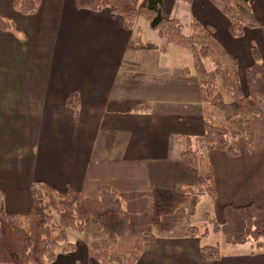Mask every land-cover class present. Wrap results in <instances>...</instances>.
<instances>
[{"label": "crops", "instance_id": "obj_1", "mask_svg": "<svg viewBox=\"0 0 264 264\" xmlns=\"http://www.w3.org/2000/svg\"><path fill=\"white\" fill-rule=\"evenodd\" d=\"M251 4L261 26L239 37L209 0H162V15L182 22L189 14L191 21L211 25L236 58L245 92L251 46L264 60V0ZM0 18L11 22L0 27V198L6 213L26 214L37 182L85 196L107 185L131 222L155 235L135 264H264V251L250 242L218 245L217 260L201 257L205 237L187 236L188 224L179 221L194 215L201 200L192 214L173 215L183 205L180 198L190 199L177 187L199 185L180 157L186 139L202 135L210 122L186 49L165 45L143 18L125 30L119 16L79 9L75 0H39L32 14L0 0ZM71 92L79 97L76 117L65 104ZM238 143V156L202 151L218 222L225 205L264 209V138L256 134L251 150L242 137ZM49 264L98 263L87 244L76 242L74 251L58 253Z\"/></svg>", "mask_w": 264, "mask_h": 264}, {"label": "trees", "instance_id": "obj_2", "mask_svg": "<svg viewBox=\"0 0 264 264\" xmlns=\"http://www.w3.org/2000/svg\"><path fill=\"white\" fill-rule=\"evenodd\" d=\"M191 2L192 0H181ZM229 20L228 30L234 37L246 28H259L261 21L252 10L251 0H209ZM39 0H12V5L22 14H32ZM79 9L101 11L121 18L125 30H130L138 18H143L165 45L180 46L188 50L198 76L200 97L204 103L218 110L226 121H236L241 126L228 129L205 120L204 133L186 139V148L180 157L186 166L197 173L198 186L177 187L178 193H188L187 210L180 208L173 215H190L202 196H216L210 170L201 172L202 151L219 149L229 156L240 154L238 140L244 137L251 150L257 134L264 138V60L255 46H251L253 63L245 68L244 92L238 74L237 60L216 39L211 25L192 20L194 31L186 34L185 25L177 18L162 15V0H75ZM0 27L7 29L11 22L0 18ZM205 60L212 64L208 68ZM220 89V90H219ZM230 100L224 99V94ZM65 104L76 117L79 97L71 92ZM200 155V156H199ZM32 203L26 214H9L0 198V264H49L58 253L75 250L66 230L79 232L87 243L89 255L98 264H135L146 243L155 235L149 230L138 229L129 219L123 200L107 185H100L95 196H85L69 188L61 193L55 188L37 182L31 187ZM53 212L57 223L53 221ZM221 233L226 244L250 242L254 249L264 251V209L255 204L244 206L225 205L222 220L209 219L203 227L188 226L187 236L206 237ZM204 260H217L220 249L207 242L199 248Z\"/></svg>", "mask_w": 264, "mask_h": 264}, {"label": "rangeland", "instance_id": "obj_3", "mask_svg": "<svg viewBox=\"0 0 264 264\" xmlns=\"http://www.w3.org/2000/svg\"><path fill=\"white\" fill-rule=\"evenodd\" d=\"M179 13V18H181L182 20V16L180 15L181 11L178 12ZM193 19V17H191ZM190 18V15L188 14L187 17L184 18V20L182 21L183 24L185 25V32L186 34H189L190 32L194 31L193 27L190 25L191 23V19ZM142 21V20H141ZM142 23H144L142 21ZM183 53L184 55H186L185 57H188V61H190L189 64H191L192 62V55L190 52H188L187 50H183ZM177 57L175 56L173 58V60H175ZM205 64L208 68H211L212 67V64L209 60H205ZM192 68V66H190ZM190 68V69H191ZM192 71V70H191ZM191 81L194 82L195 80V74H191ZM193 76L195 78H193ZM242 77V75H241ZM197 80H198V76H197ZM220 90V89H219ZM224 94V99L226 101H229L230 100V96L228 94ZM209 114H207L210 122L214 125H218V126H225L226 128L228 129H237L239 128L241 125L238 124V122L236 121H226L222 114L216 110L215 108L209 106ZM242 139L244 140V137H242ZM246 146V145H245ZM247 149H249L247 146H246ZM200 156V155H199ZM202 161H203V157H202ZM203 164V167L201 169V172H207L208 169L207 167L205 166V164L202 162ZM112 190V189H111ZM113 191V190H112ZM114 192V191H113ZM116 193V192H115ZM95 194H97V189H96V192ZM83 195V194H82ZM182 200L183 205H180L182 207L180 208H183V209H186V207H189V204H190V199L187 201L186 198H180ZM219 218V215H218V212H217V209H216V205L214 202H212V200L210 199V197L208 195H205L203 198H201V202L200 204L198 205L197 209H196V213L194 215H192L189 219L188 218H183L182 220H179L181 221V223L185 224H188L187 226H197V227H200L202 226L203 227V224H207L208 220L209 219H216L218 220ZM53 221L55 223H57V216L55 215V213L53 212ZM66 234L68 236V238L74 242L76 244V242H79V243H83V244H87L85 241H84V238H83V235L79 232H76V231H72V230H66ZM204 242H212L214 244H217L219 245L220 247L224 248L225 249V242H224V238H223V235L221 233H212V234H209L208 236L205 237V241ZM205 244V243H204Z\"/></svg>", "mask_w": 264, "mask_h": 264}]
</instances>
